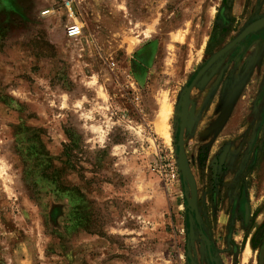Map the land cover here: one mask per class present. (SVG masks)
Here are the masks:
<instances>
[{
  "label": "rangeland",
  "instance_id": "1",
  "mask_svg": "<svg viewBox=\"0 0 264 264\" xmlns=\"http://www.w3.org/2000/svg\"><path fill=\"white\" fill-rule=\"evenodd\" d=\"M0 264H264V0H0Z\"/></svg>",
  "mask_w": 264,
  "mask_h": 264
},
{
  "label": "built area",
  "instance_id": "2",
  "mask_svg": "<svg viewBox=\"0 0 264 264\" xmlns=\"http://www.w3.org/2000/svg\"><path fill=\"white\" fill-rule=\"evenodd\" d=\"M67 8L69 11L73 12V7L71 5V2L70 1H66L65 2ZM82 30V25L78 22H75V23H72V24H69L67 26V31L69 34H77L79 32H81Z\"/></svg>",
  "mask_w": 264,
  "mask_h": 264
},
{
  "label": "bare ground",
  "instance_id": "3",
  "mask_svg": "<svg viewBox=\"0 0 264 264\" xmlns=\"http://www.w3.org/2000/svg\"><path fill=\"white\" fill-rule=\"evenodd\" d=\"M170 111V110H169ZM164 118L162 122L160 123L159 127L161 132L168 137V123H167V115H168V109L166 106H163V112H162Z\"/></svg>",
  "mask_w": 264,
  "mask_h": 264
},
{
  "label": "crops",
  "instance_id": "4",
  "mask_svg": "<svg viewBox=\"0 0 264 264\" xmlns=\"http://www.w3.org/2000/svg\"><path fill=\"white\" fill-rule=\"evenodd\" d=\"M8 1H11V0H8Z\"/></svg>",
  "mask_w": 264,
  "mask_h": 264
}]
</instances>
